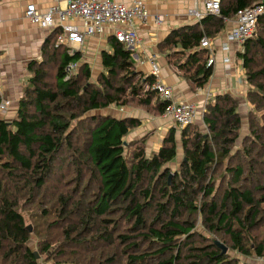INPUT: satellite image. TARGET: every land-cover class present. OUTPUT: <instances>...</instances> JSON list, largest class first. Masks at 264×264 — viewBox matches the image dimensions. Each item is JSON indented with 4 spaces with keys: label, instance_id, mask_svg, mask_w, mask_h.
Listing matches in <instances>:
<instances>
[{
    "label": "trees",
    "instance_id": "1",
    "mask_svg": "<svg viewBox=\"0 0 264 264\" xmlns=\"http://www.w3.org/2000/svg\"><path fill=\"white\" fill-rule=\"evenodd\" d=\"M261 1L221 0L218 15L208 14L195 24L172 30L159 45L169 65L194 89L203 88L214 67L208 65L202 39L219 36L227 21ZM59 34L60 28L53 30L42 46V59L29 63L30 77L14 120L0 116V264H41L36 252L46 257L53 252L51 241L43 240L37 250L31 247L32 226L20 212V199L28 196L32 202L36 189L45 188L56 177L54 167L68 147H74L72 137L78 131L87 139L84 159L73 158L72 163L76 170L88 165L91 178L99 183L98 191L84 213L88 218L81 222L84 226L75 224L67 229L64 242H59L69 245L71 252L52 253L55 264H95L82 255L90 246L83 231L97 218L109 223L104 216L117 206L122 207L126 221L133 223L132 230L140 231L137 239L153 249L149 255H130L125 264H187L183 250L194 238L206 246L195 249L190 256L195 262L189 264H248L229 254L233 251L264 259V240L259 242L255 236L257 228L264 226V113L249 120L250 135L237 148L243 121L238 100L228 93L217 95L204 111L207 132L194 123L181 130L172 126L159 150L147 155L146 149L138 146L142 138L126 140L133 129L142 126L141 118L101 111L112 106H138L163 115L169 102L154 88L158 78L145 74L133 57L134 51L110 36V49L101 54L104 71L98 78L99 86L93 87L87 83L92 78L89 62L83 60L81 51L58 44ZM238 56L248 85V101L255 110L264 112V16ZM53 67L54 77L48 72ZM135 103L137 106H132ZM75 120L79 129L74 131ZM179 134L183 159L174 170L170 164L178 158ZM222 168V179L225 183L227 177L230 180L218 195L214 175ZM63 205L62 214L79 211V203L71 208L65 200ZM199 216L210 234L227 235L230 246L201 235ZM74 231L77 233L72 235ZM111 236L106 232L95 239L109 243ZM121 238L132 240L125 235ZM216 242L228 251L224 253Z\"/></svg>",
    "mask_w": 264,
    "mask_h": 264
},
{
    "label": "rangeland",
    "instance_id": "2",
    "mask_svg": "<svg viewBox=\"0 0 264 264\" xmlns=\"http://www.w3.org/2000/svg\"><path fill=\"white\" fill-rule=\"evenodd\" d=\"M234 27L235 25L232 28ZM209 53L210 52L208 51V55ZM171 61L175 62V58H172ZM140 63L141 62H137L139 68H140ZM236 63L237 66L239 65L242 66V62H240L238 59ZM89 65L92 69V78L87 83L89 85H92L93 87H96V85L99 86L98 78L101 75V73L104 71L102 65V58L100 57V59H98L97 62H89ZM212 66L214 67V65ZM172 70L175 71L174 69ZM48 72H50V75L54 77L55 68L53 67V69H50ZM29 77L30 74L28 75V78ZM243 82L247 86V92H248V85L245 82V75L243 78ZM24 84L26 86L27 82ZM25 86L23 87V90ZM247 92L244 95L247 102L246 104L247 108L244 105V103H242L243 99L238 101L239 109H240L239 112H241L243 121L240 130V138L236 142L237 148L241 144H243V142L250 135L249 120L253 118L257 120L258 118L261 117V113H264L262 111L258 112L257 110H255L253 106H251V104L248 101L249 99L247 98ZM3 96L4 95H2L1 98ZM135 104L132 106H137V104L136 105ZM11 105L8 107V110L11 107ZM7 111L3 113L0 112V116L8 121L14 120V118L17 115L16 108L11 110L13 112L7 113ZM101 112L103 113L113 112L114 115H118V116L125 115L127 114V112L134 113V115L141 114L140 117L142 120V126L139 129H141L143 126H145V128L139 131L138 133H135V131L137 130L133 129L132 132L128 135L126 140L128 143L133 140L142 138L144 144L142 142H139L138 146L142 145V147L146 149L147 155H151L154 153V151L159 150L162 144V140L168 131L167 129L166 133L164 132L163 135L162 133H158L157 129L154 128L153 124L148 126L149 122H153L155 119L161 120L162 118V115L160 116V115L152 114L155 112L151 108L141 109L138 108V106L121 108L117 106H112L110 109L102 110ZM251 112H254L256 115H253V113ZM89 114H85V116ZM203 115L204 112H202L201 110L198 113L197 120L195 121L194 125L201 126L202 127L201 130L205 131L206 127L203 125L204 124ZM72 123H73L72 128L74 129V131L76 129H79L77 127L78 123L76 120L73 121ZM177 138H178L177 141L178 158L175 163L170 164V167L174 170L180 167L183 159V147L181 143L180 134L178 135ZM143 139L145 140V142ZM86 140L87 139L85 134L81 131H78L77 134L73 135L72 143L74 147L72 149L68 147V149L59 158L57 165L54 167V173L56 174V177L53 180H50L45 188L36 189V191L32 195L33 196L32 202H29L28 196L24 200L20 199L21 201L20 212L24 215L27 225L32 226V234H31L32 240L30 244L31 247H33L35 250H37V246L39 245L40 242L46 240L52 242L53 252H51V255L52 253H59L61 250L63 251L66 250V252H71L70 251L71 249L68 247L69 245H67L66 243H62L61 245H59V242L62 241L63 236L66 235L65 231L67 229L73 227L75 224L77 226H79L80 224V226L83 227L84 224L81 222L86 221L88 219L87 216L84 215V213L85 211L87 213L88 205L94 201L95 194H97L98 191L97 184L99 183L91 178V175L88 171V165L85 164L84 166L76 170L75 166L72 163L73 158L77 161L79 158L83 157L82 154L85 152L84 145ZM258 152H260V150ZM224 173H225L224 169L222 168L219 169L214 175L215 177L214 179L216 180L215 182L216 188H218L217 190L218 195L223 194L224 190L226 189V186L224 185H226V183L230 180V179L228 180L227 177L225 183V180L222 179V174ZM262 177H263L262 180L264 182V176ZM170 182H171V178H170ZM65 200H68L69 204L71 205V208H73L74 206H76L77 203H79V207H78L79 211L71 214L69 213V211H66L64 214H62L61 209L64 206L63 202ZM152 214L153 213H150V215ZM104 217L105 220H109L110 222L106 223L102 219L97 218L94 223L90 221L87 224L88 230L83 231L84 232L83 238L85 240H88L87 243L90 246H87L86 248L83 249L82 252L84 253L82 255L88 257L90 260L95 261L96 262L95 264H99V262H102L103 264H125L126 258H128L130 255H134V254L139 255L142 253L149 255V253H152L153 249L148 244H146L142 239H137V236L140 231L135 232L132 230L134 228V225L133 223H131V221H126L125 217H123V211L121 206L114 207L111 210V212L106 214ZM197 218H198L197 221L198 228L203 231L201 235L203 236L208 235L207 237L212 238L213 240L218 239L227 247L230 246L229 243L230 238L227 235L214 236L210 234L209 231L203 226V221L201 219V216ZM113 221H115L116 224H113L112 223ZM257 230L258 231L255 233V236L258 235L256 239L260 242L264 240V226L258 227ZM106 232H110L112 234L111 236L112 240L109 243L95 239L98 238L101 234H104ZM76 233L77 231H74L72 232V235H75ZM122 235L129 236L132 238V240L124 241L121 238ZM134 243H136L137 245L139 244L138 248L131 247V245ZM205 246H206L205 243H203L202 241L196 238L189 241L188 246L185 247L183 250L184 252L183 258L186 259V263L189 264L195 262V259L190 256L195 254L194 252L195 249ZM229 254L236 257L239 256L240 259L238 261H240L241 263L244 262L248 264H264V260H259V258H257L255 255H252L251 257H244L235 251ZM37 255L39 256L37 257V259H39L41 264H55V260L53 259L54 256L51 255H49V257L41 256L38 253V251L36 252V256ZM50 256L52 257V260L49 259Z\"/></svg>",
    "mask_w": 264,
    "mask_h": 264
},
{
    "label": "crops",
    "instance_id": "3",
    "mask_svg": "<svg viewBox=\"0 0 264 264\" xmlns=\"http://www.w3.org/2000/svg\"><path fill=\"white\" fill-rule=\"evenodd\" d=\"M64 1L61 2L63 6L65 5ZM112 1L122 2L130 6L134 0ZM206 1L148 0V22L136 21L133 26L140 36V44L137 48L139 57L135 60L141 62L140 68L145 74H153V71L158 69L159 81L173 88V99L178 102H194L198 105L199 112L203 108L206 109V94L209 91L215 94L231 93L238 101L243 99L242 103L247 108L244 96L247 92V86L243 82V66L239 65L235 68L232 65H225L222 61L224 54L220 49L227 34L235 25L236 19L227 21L223 32L211 39L216 51L214 74L201 89H194L184 77L173 71L165 53L159 47L172 30L180 26L197 23L199 20L191 14V10L203 12ZM31 4L36 5L39 11L46 12L51 6L52 0H0V96L4 95L3 99L12 102L7 113L13 112L11 110L15 108L16 111L18 110L24 83L27 82L30 74L28 71L29 63L33 60L40 61L42 59V46L52 31L56 29H41L26 19L25 11ZM156 19H160V22L157 23ZM119 27L129 28L128 25ZM112 35L113 31L107 29L105 36L92 37L87 40L81 48L83 60L85 62H97L100 57L102 58V52L105 49H110L108 39ZM233 47L237 48L236 46ZM239 60L242 62L241 59ZM129 114L136 117L141 116V114ZM151 124L158 133L163 135L167 129L174 126V123L165 119L163 115L161 120L155 119L153 122H149L148 126ZM144 128L145 126L135 133Z\"/></svg>",
    "mask_w": 264,
    "mask_h": 264
},
{
    "label": "built area",
    "instance_id": "4",
    "mask_svg": "<svg viewBox=\"0 0 264 264\" xmlns=\"http://www.w3.org/2000/svg\"><path fill=\"white\" fill-rule=\"evenodd\" d=\"M61 2L62 0H52V4L46 12L39 11L36 5L31 4L25 11V17L41 29L59 27L60 34L57 43L68 46L73 52L81 51L87 40L92 37L105 36L107 29H111L112 36L126 48L134 51L135 59L139 57L137 48L140 44V36L133 26L136 21L148 22V0H134L130 6L112 0H65L64 6ZM220 10L221 0H207L204 3L203 12L193 9L191 14L200 21L208 14L218 15ZM262 16H264V1L238 12L235 27L227 34L225 42L220 47L224 54L222 61L225 65L237 66V59H240L238 54L244 52L245 44L254 36L258 21ZM156 22L159 23L160 19H156ZM122 25H128L129 28L119 27ZM233 46L237 48L235 49ZM201 48L210 52L208 65H214L216 51L212 40L208 37L203 38ZM77 66H71L68 70L75 69ZM153 75L158 78L159 70L155 69ZM154 88L162 100L169 102L163 114L165 119L173 122L179 130L195 123L199 113L196 103L175 101L173 88L162 83L159 79L154 84ZM220 94H215L212 91L207 92L206 105L213 102L214 98ZM11 104L10 100L2 98L0 112H6Z\"/></svg>",
    "mask_w": 264,
    "mask_h": 264
},
{
    "label": "water",
    "instance_id": "5",
    "mask_svg": "<svg viewBox=\"0 0 264 264\" xmlns=\"http://www.w3.org/2000/svg\"><path fill=\"white\" fill-rule=\"evenodd\" d=\"M216 244H217L218 246H220V247L223 249V252H224V253H226V252L228 251V248L225 247L224 245L220 244L219 242H216ZM37 257H39V256L37 255Z\"/></svg>",
    "mask_w": 264,
    "mask_h": 264
}]
</instances>
